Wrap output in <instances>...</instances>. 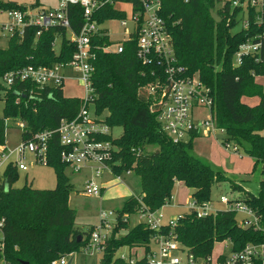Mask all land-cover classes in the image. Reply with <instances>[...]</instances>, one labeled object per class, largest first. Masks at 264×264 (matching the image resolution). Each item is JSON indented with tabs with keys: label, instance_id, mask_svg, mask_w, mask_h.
<instances>
[{
	"label": "trees",
	"instance_id": "16d2710c",
	"mask_svg": "<svg viewBox=\"0 0 264 264\" xmlns=\"http://www.w3.org/2000/svg\"><path fill=\"white\" fill-rule=\"evenodd\" d=\"M160 3L159 15L167 25L178 64L189 74L198 73L202 83L212 90L216 125L225 131L222 141L238 148L242 142L247 143L244 149L255 161L253 169L261 164L264 173V98L255 106L241 102L244 96L261 95L252 72L260 73L263 68L250 59L239 67L233 66L234 54L244 40L243 32H232L236 13L229 12L228 2L219 8L218 0H160ZM24 6L12 1L0 2L2 9ZM211 10L221 18L219 24L211 19ZM94 17L102 23L108 19H122L124 13L106 6ZM67 18L70 31L77 34L84 22L82 9L68 6ZM37 32L38 29L28 27L22 37L10 38L7 46L0 48V79L11 70L26 66L52 67L71 60L76 47L67 38V29L55 27L42 31L39 36ZM57 38H61L58 52L52 45ZM107 44L108 37L104 35H96L91 40L94 54L91 84L96 113L106 112V123L112 129L122 130L121 136L113 142L117 149L112 159L115 175L130 171L139 178L138 199L150 211L159 210L170 201L176 182L190 189L191 198L197 202L212 201L213 186L231 181L190 155L192 140L200 135H192L187 142L174 143L163 132L157 114L165 78L158 63L144 64L136 58L134 35L123 42L121 53L103 52ZM153 86L155 93L152 95L149 89ZM0 101L3 103L0 144L4 143L9 123H23L21 138L26 140L33 134L56 130L62 119H73L80 106L79 98L64 96L63 87L39 89L29 83L10 88L0 83ZM148 147L154 150L148 151ZM59 153L60 146L54 135L47 164L55 171L54 189L39 190L26 185L12 188L18 180V171L12 169H8L0 181V217L5 218L6 238L0 259L3 256L7 264H50L79 253L88 242L93 226L87 231L75 228V211L68 204L73 186L64 173L66 166L61 163ZM234 188L242 192L239 200L261 217L264 228V181L259 183L256 195L241 186L234 185ZM141 204L137 198L130 197L119 213L133 215ZM119 227L128 228V224L117 223L106 242L100 264H127L115 258L123 247L143 248L145 255L149 253L155 232L139 224L116 237ZM170 230L164 227L160 233L167 234ZM172 232L182 245L199 257L210 255L215 243L224 241L230 243L232 251L249 243H264V232L239 227L236 214L225 211L203 219L184 213ZM135 264H147L146 257ZM259 264H264V259Z\"/></svg>",
	"mask_w": 264,
	"mask_h": 264
},
{
	"label": "built area",
	"instance_id": "2783aa9c",
	"mask_svg": "<svg viewBox=\"0 0 264 264\" xmlns=\"http://www.w3.org/2000/svg\"><path fill=\"white\" fill-rule=\"evenodd\" d=\"M125 2L131 6L132 13L129 21L119 19L120 26L125 29L130 23L132 30L122 42L113 44L108 30L100 26L107 20L100 23L94 15L106 6L114 8L118 3ZM226 3L229 12L232 15L233 12L236 13L235 29L244 34V40L234 54L233 66L239 67L245 60L250 59L263 68L260 73L252 72L254 84L261 89L259 98L261 101V98H264V0H229L218 3L219 8L224 7ZM68 6H79L82 9L84 22L77 34L70 31ZM160 10V0H59L57 7L30 4L21 8H0V38L22 37L28 27L38 29L36 36L42 31L59 27L68 30V34L71 35L68 39L76 47L71 60L66 64L52 67L26 66L6 72L0 79L4 87L10 88L19 83H29L39 89L63 87L68 78L61 71L69 68L78 71V81L84 88V97L80 99L79 110L73 119H62L54 131L45 130L33 134L26 140L21 138L19 144L11 150L6 147L5 142L0 145V181L8 169L27 172L29 167L34 165L47 166L50 141L54 135L60 146L61 163L73 174L83 170L90 172L84 180L82 193L84 196L100 197L103 187L97 180L102 178L105 171L115 175L112 159L117 149L113 143L115 139L111 134L112 128L106 123V117L100 118L96 111L91 115L88 108L90 103L94 104L95 99L91 84L94 59L91 40L96 35L108 37L109 44L102 48L103 52L116 54L122 52L123 42L129 41L134 35L136 58L144 64L158 63L164 72L165 81L159 97L157 121L172 142H187L192 135L201 136L215 131L219 132L223 139L225 131L216 125L212 90L202 83L198 73L189 74L185 67L178 64L167 25L159 15ZM1 17L5 20L1 21ZM228 19L231 20L229 17ZM52 45L55 46V41ZM149 93L152 95L155 93L154 86L149 89ZM16 127L21 133L24 130L23 123H18ZM223 144L231 147V142L224 141ZM232 149L239 154L237 146L234 145ZM27 157H32V161L28 163ZM115 176L120 180L121 175ZM135 198L141 204L138 196ZM239 198L230 199L221 195L218 203L223 205V209L214 208L212 201L201 204L191 198L184 213L194 214L196 218L203 219L219 211L233 212L236 217L240 216L239 219L236 218L239 227L264 232L261 217ZM163 207H168V203ZM161 209L150 211L141 204L133 215H121L119 211H100L99 223L93 226L88 242L83 248L84 253L88 255L103 253L117 223L119 221L128 223L130 218L135 216L138 219L135 225L143 224L148 230L155 232L150 240L153 248L151 249L149 245V253L145 255L144 251L140 258L121 256L119 259L127 264H135L143 257H146L147 264H259V261L264 259V243H249L238 251H232L227 241H225L229 244L227 252L215 256L212 253L206 257L196 256L188 247L182 245L172 232L184 213L166 220ZM164 227H169L170 232L160 233ZM5 241V218L0 217L1 255L5 250ZM71 255L53 260L50 264H67L68 256ZM0 264H7L3 256Z\"/></svg>",
	"mask_w": 264,
	"mask_h": 264
},
{
	"label": "rangeland",
	"instance_id": "374dc122",
	"mask_svg": "<svg viewBox=\"0 0 264 264\" xmlns=\"http://www.w3.org/2000/svg\"><path fill=\"white\" fill-rule=\"evenodd\" d=\"M8 1L15 2L18 5H30L37 0H0L1 3H7ZM43 6L57 7L59 0H38ZM229 0H218V3H222ZM219 6V5H218ZM115 10L124 13V19L130 20L132 8L128 2L118 3L114 7ZM5 18L1 17V21ZM102 28L108 30L111 42L117 44L122 42L124 38L128 36L132 30V26L128 23V26L124 29L120 26L119 19L107 20L100 24ZM237 29H233L232 32H236ZM19 37V36H14ZM12 37V38H14ZM71 37L70 34L67 38ZM9 39L0 38V48L4 49L7 46ZM61 38L55 40L54 49L56 52L59 50ZM68 78L63 85V94L66 97H75L82 99L84 97V88L78 81L79 73L73 69H64L61 71ZM260 95L257 94L253 97L244 96L241 98V102L248 106H255L259 101ZM3 103L0 101V116L2 113ZM91 115L95 111V105L90 103L88 106ZM106 117V112L100 114V118ZM18 124V123H17ZM15 123H9V128L4 135L5 145L8 149L15 148L21 141V130H19ZM112 137L118 139L122 130L120 128L112 129ZM264 134V132H263ZM1 145V144H0ZM231 147H227L223 144L221 134L217 131L210 134H202L200 137H196L192 140V149L190 155L199 159L204 164L210 166L213 170L219 171L228 178L229 182L216 184L212 188L211 198L212 205L216 209H223V205L218 203L221 195L227 196L230 199H237L240 197L238 189L234 188L242 187L243 190L256 195L259 191V183L264 181V173L261 170V164H257L255 169L254 160L250 158L245 149L248 144L242 142L241 147L238 148V153L233 152ZM243 147V148H242ZM148 151L154 150L153 147H148ZM28 163L32 161V157H27ZM2 173V171H1ZM68 182L73 186V190L69 195V207L75 211V228L83 231L89 230L92 226L99 223L100 211H113L118 212L122 208L124 202L130 197L138 196L140 191L139 178L132 172L127 174L123 173L120 176V180H117L115 175H111L105 171L101 179L97 182L103 187V192L100 197H88L84 196L83 186L86 176L90 172L83 170L78 174L71 173L70 169L66 168L64 171ZM30 186L33 189L39 190H51L56 186L55 171L50 166L34 165L29 167L27 172H18V180L12 185V188H21L23 186ZM191 190L186 188L183 184L176 183L173 187L172 197L168 202V207L161 209L165 219L175 218L184 212H186V205L192 200ZM240 218V216H238ZM236 217L237 219H239ZM237 221V220H236ZM138 219L135 216L130 218L127 223L128 228L119 227L115 236L120 237L125 235L127 231L136 226ZM238 225V224H237ZM117 226V225H116ZM153 248V245H150ZM229 251V244L227 242L215 243L212 250V254L215 256L221 252ZM144 254L143 248H134L129 250L124 247L117 251L115 258L121 256L140 258ZM102 253H93L92 255L85 254L83 249L79 253H74L68 256L67 262L71 260V264H100Z\"/></svg>",
	"mask_w": 264,
	"mask_h": 264
},
{
	"label": "water",
	"instance_id": "95a60500",
	"mask_svg": "<svg viewBox=\"0 0 264 264\" xmlns=\"http://www.w3.org/2000/svg\"><path fill=\"white\" fill-rule=\"evenodd\" d=\"M210 16H211V19L214 21L215 24H219L221 22V18L213 10L210 11ZM79 240H80V237H79L78 241ZM67 264H71V260L69 262H67Z\"/></svg>",
	"mask_w": 264,
	"mask_h": 264
},
{
	"label": "crops",
	"instance_id": "0c3cea01",
	"mask_svg": "<svg viewBox=\"0 0 264 264\" xmlns=\"http://www.w3.org/2000/svg\"><path fill=\"white\" fill-rule=\"evenodd\" d=\"M37 2V4H40V5H43L42 3H40L38 0L36 1ZM35 3V2H34ZM32 4V3H31ZM46 7H50V6H46ZM80 99V98H79ZM200 137V136H199ZM5 142V141H4ZM176 183H179V184H182L181 182H176ZM175 183V184H176ZM102 192H103V190H102ZM102 194V193H101ZM240 196H241V193H240Z\"/></svg>",
	"mask_w": 264,
	"mask_h": 264
}]
</instances>
